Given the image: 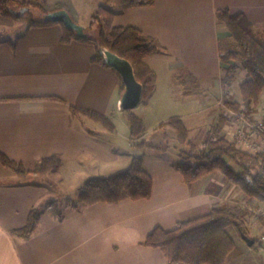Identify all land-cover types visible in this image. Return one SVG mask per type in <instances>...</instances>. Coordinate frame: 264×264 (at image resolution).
<instances>
[{
  "label": "crops",
  "instance_id": "crops-1",
  "mask_svg": "<svg viewBox=\"0 0 264 264\" xmlns=\"http://www.w3.org/2000/svg\"><path fill=\"white\" fill-rule=\"evenodd\" d=\"M70 2L49 0L47 7L49 12L65 9L71 16L82 14ZM101 2L93 5L94 12ZM225 8L246 14L264 38V0H156L153 6L114 9L115 25L140 29L160 48L146 58L158 77L157 89L146 104L150 114L155 110L158 115L169 114L176 105H187V111L176 116L187 125L190 140L203 134L204 140L224 111L215 109L228 68L221 56L235 46L217 18V11ZM12 11L20 13L21 8ZM10 19L0 14V153L30 169L43 158L59 156L63 167L39 180L21 177L0 161V264H168L160 249L143 244L156 227L173 230L179 222L217 207L252 209L249 197L221 172L187 184L178 162L170 158L174 151L151 147L160 156L152 168L144 160L153 178L150 199L65 208L62 220L43 208L42 221L29 240L14 235V230L26 226L33 208L57 201L74 182H80V188L89 178L122 172L135 156L123 157L107 128L72 110L74 106L96 111L115 121L121 111L120 78L93 63L96 46L80 41L64 44L60 24L27 25L16 37H9L15 23L21 22ZM230 110L225 107L226 115L235 112ZM251 110L253 120H264V96ZM236 120L228 126L242 124L240 117ZM165 129L173 131L169 125ZM257 208L264 211V204ZM258 217L248 223L252 238ZM262 251L236 241L226 264H262Z\"/></svg>",
  "mask_w": 264,
  "mask_h": 264
},
{
  "label": "trees",
  "instance_id": "trees-1",
  "mask_svg": "<svg viewBox=\"0 0 264 264\" xmlns=\"http://www.w3.org/2000/svg\"><path fill=\"white\" fill-rule=\"evenodd\" d=\"M48 1L0 0V14L15 20L30 18L28 28L60 24L63 27L64 44L80 41L95 45L97 53L92 58L93 63L118 74L122 93L124 84L119 73L108 66L99 53V45L108 47L132 63L138 81L144 86L143 101L153 96L157 89L158 77L146 63V58L151 53L160 51V48L140 29L115 25L114 9L119 7L122 11H127L135 7L153 6L156 0H103L93 15L90 26L86 29L88 37L78 36L76 31L68 29L62 23L43 22L41 21L43 17H36L34 11L42 16L49 12ZM18 7L28 8L29 11L24 17H18L12 12ZM217 18L219 23L230 32L235 43L233 48L223 52L224 55L221 56L223 62L228 65L223 85L233 83L240 70L246 71V76L240 84L242 101L225 100V105L237 113L242 111L243 105L248 109L259 106L264 96V38L256 33L255 24L244 13H232L225 8L217 11ZM16 45L17 41L13 42V46ZM72 110L87 115L108 130L115 128L112 120L105 114L74 106ZM230 120L228 115L221 114L207 132L203 147L191 142L189 129L180 116L171 117L161 127L169 125L174 131L179 144L175 147L179 156L176 167L187 184L219 171L249 197L248 205H253L254 202L264 204V153L253 154L244 151L234 141L229 140L224 130ZM128 121L135 138L139 124L141 125L143 121L134 114L128 116ZM169 148V146L165 147V149ZM0 161L2 165L21 177H35L39 180L63 167V160L59 156L43 158L31 169L23 162L12 160L2 153H0ZM152 194L153 178L144 167L143 157L137 156L122 172L108 177L87 179L78 189L76 199L67 198L63 207L56 201H49L33 208L26 226L12 233L29 240L42 221L43 208H46L54 219L62 220L66 216L65 208L73 211L98 202L116 204L125 199H150ZM249 217L247 206L229 205L213 208L205 215L179 222L173 230L156 227L143 244L160 249L168 264H226L236 248V241L228 229L234 227L240 235L243 232L252 238L248 226ZM260 218L263 219L261 216ZM253 239L255 241L253 248H264L262 238Z\"/></svg>",
  "mask_w": 264,
  "mask_h": 264
},
{
  "label": "rangeland",
  "instance_id": "rangeland-1",
  "mask_svg": "<svg viewBox=\"0 0 264 264\" xmlns=\"http://www.w3.org/2000/svg\"><path fill=\"white\" fill-rule=\"evenodd\" d=\"M72 2H70V7L72 8H78L81 9L83 12L82 14H72L73 19L75 20V22H77L80 25H84L86 27H89L92 20H93V15L95 14V12L92 10L93 9V5L94 6H98L99 4L98 1L99 0H70ZM103 3H100V5ZM48 6V3H47ZM90 6V7H89ZM49 9V7H47V10ZM49 11V10H48ZM34 15L36 17H41V14H37V12L34 11ZM12 20V19H10ZM29 20L30 18H25L22 20H19L21 22H17L15 23V31L10 32L8 34L9 37H16L17 35H19V33L21 32L22 28L26 27L29 24ZM242 70H240L239 72H241ZM244 73L238 74L235 81L233 83H231L230 85H226L224 86L223 90H222V94L220 95V99L217 102V105L215 106V109H217V112L220 113L224 111L221 114H226L225 113V100H230L232 102H234V100H241V94H240V84L242 83V81L244 80L245 76H246V71L243 70ZM226 75V74H225ZM224 75V76H225ZM228 96V98H227ZM229 96H231L232 98H229ZM149 100V99H148ZM142 101L140 103V105L138 107H136L135 109H132L130 111H119V116L116 118V121L111 119L112 122L115 125L114 130H108L113 142L115 143V146L117 147V150L123 154L124 156H139V157H143V159L145 160L146 166H148V168H152V164H154L159 156H160V151L155 150H151V147H148L146 145L149 146H157L160 148H165L168 145L170 146V148L175 152V147H178V141L175 138V134L173 133V131H170V133H168L165 129V127H161L166 121H168L171 117H174L177 115V113H183V111H187V105H176L173 110H170L171 112H169V114H163V115H158L156 110L154 112H152V114H150L151 110L149 108H147V101ZM235 100V101H236ZM242 101V100H241ZM239 101V102H241ZM263 101V100H262ZM237 102V101H236ZM244 106V105H243ZM246 107V106H245ZM256 107H251V109H255ZM251 109L245 110L244 113H242L243 115L245 114L246 116H251L252 111ZM130 114H134L137 117H139L140 119H142L143 121V125L139 124L138 127V134L136 135V137L134 138L132 135V128L131 125L128 121V116ZM220 114V115H221ZM166 115H168L166 117ZM219 115V116H220ZM228 116L230 117V119L232 121H237L236 118H238L239 116L237 115H230L228 114ZM219 118V117H218ZM250 118V117H249ZM160 119V120H159ZM164 119V120H162ZM251 120L253 119V116H251L250 118ZM159 120V122H157ZM218 120V119H217ZM216 120V121H217ZM230 120V121H231ZM215 121V122H216ZM242 122V121H241ZM214 123V122H213ZM212 123V124H213ZM231 123V122H229ZM229 123L227 124V128L225 127L224 133L227 135V138L229 140L232 141V136L235 132H237V130L241 127V125L239 126L237 125H233V126H228ZM167 136H169V138H166ZM204 137V134L202 136V138L200 137H194L193 140H191L192 143H194L195 145L199 146V147H203V143L204 140L206 138H204V140H202ZM188 148V147H187ZM242 149V148H240ZM242 150L247 151V149L243 148ZM173 154V157L170 158H174L175 161H179V156L177 154V152ZM250 153L253 152V154H257V152L249 150ZM259 153H264V150H262ZM121 169H126V168H121ZM121 170V171H124ZM34 178V177H29V179ZM76 183V184H74ZM73 184L75 186H73L70 190V192H68L67 194H61L57 197V203L60 206H64L66 199L67 198H72V199H76L77 197V192L79 189L80 185L78 182H74ZM82 185V184H81ZM262 205L259 202H254L252 209H249L250 212V217H249V221L252 217H258L259 219L255 221V223L252 225V229H256V233L255 236L257 238H262L264 240V211H261V209H258L257 206ZM260 216L263 218L260 220ZM248 221V222H249ZM229 233L232 235V237L240 244H246V242L242 239L241 235L237 232V230L234 227H230L229 229ZM262 255V264H264V251H262L261 253ZM230 264V263H229Z\"/></svg>",
  "mask_w": 264,
  "mask_h": 264
},
{
  "label": "water",
  "instance_id": "water-1",
  "mask_svg": "<svg viewBox=\"0 0 264 264\" xmlns=\"http://www.w3.org/2000/svg\"><path fill=\"white\" fill-rule=\"evenodd\" d=\"M28 11V8H21L20 13L16 11L12 12L18 17H24ZM41 21L62 23L68 29L76 31L78 36L88 37L86 31L87 27L75 22L69 11L65 9L48 12L43 15ZM99 53L103 57L105 63L119 73L124 84V90L118 103L119 109L121 111H130L138 107L143 101L144 86L138 81L132 63L104 45H99ZM241 237L250 247L255 244L254 239L243 232L241 233Z\"/></svg>",
  "mask_w": 264,
  "mask_h": 264
},
{
  "label": "built area",
  "instance_id": "built-area-1",
  "mask_svg": "<svg viewBox=\"0 0 264 264\" xmlns=\"http://www.w3.org/2000/svg\"><path fill=\"white\" fill-rule=\"evenodd\" d=\"M245 110H248V108L243 106L241 112L244 113ZM242 113L230 112V114L238 115L242 121L241 127L233 134L231 139L239 148H245L248 152L252 150L259 153L264 150V120H251V116L249 118Z\"/></svg>",
  "mask_w": 264,
  "mask_h": 264
}]
</instances>
